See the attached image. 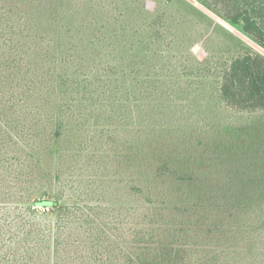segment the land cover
Listing matches in <instances>:
<instances>
[{"label":"trees","instance_id":"trees-1","mask_svg":"<svg viewBox=\"0 0 264 264\" xmlns=\"http://www.w3.org/2000/svg\"><path fill=\"white\" fill-rule=\"evenodd\" d=\"M197 1L226 23L242 27L264 49V0ZM25 29L19 33L30 35L32 29ZM16 34L15 27L9 26L0 32V70L4 71L0 75V264H224L218 254L207 260L209 250L190 247L207 245L220 239L223 232L217 222L219 209L179 205L185 201L195 205L196 196L207 197L200 194L198 171L189 167L190 158L166 157L160 162L158 173L170 175L179 186L177 196L171 194L179 211L170 224L193 216L199 219L192 220L194 223L211 225L208 231L164 227L161 200L154 199L139 183H145L140 178L142 171L148 172L141 160L146 159L144 166L150 165V149L159 148L157 138L161 135L157 129L144 128L146 123L134 133L112 131L113 124L130 123L133 116L131 108L122 110L127 104L120 99H106L116 101L113 111L121 109L110 116L113 111L102 98L114 97L119 89L103 79L109 74H99L98 70L83 73L69 58L58 64L52 44L16 45L12 39ZM134 74L124 72L120 78L128 82ZM214 75L221 103L246 118L233 122V142L221 137L207 139L216 151L232 156L226 159L229 167L225 171L233 162L235 176L252 187L238 189L230 199L236 202L239 198L246 204L257 199L256 207L227 213L226 218L239 220L252 212L264 213V54L249 51L235 56L221 64ZM159 82V78L147 79L144 84L152 86L133 89L127 97L131 94L139 100L143 93L156 99L165 97L157 96L165 92ZM92 117L103 122L96 118L98 130L85 135L82 126L90 125ZM161 139L162 149L171 147L172 151L168 140ZM102 142L106 143L103 148L99 146ZM205 142L203 139L198 145ZM98 149L106 153L99 154ZM245 153H257L260 158L238 157ZM123 159L126 168L122 167ZM199 161L212 160L197 159L195 164ZM212 167L224 168L225 164ZM259 178L263 179L261 186L250 182ZM121 181L130 195L141 197L144 206L112 203L120 199L116 183ZM189 191L193 195L185 199ZM209 201L219 203L220 197ZM49 210L56 211L54 220L46 219Z\"/></svg>","mask_w":264,"mask_h":264},{"label":"rangeland","instance_id":"rangeland-1","mask_svg":"<svg viewBox=\"0 0 264 264\" xmlns=\"http://www.w3.org/2000/svg\"><path fill=\"white\" fill-rule=\"evenodd\" d=\"M4 26L15 27L17 34L12 38L13 44H52L58 64L69 58L80 65L83 73L94 70L99 74L108 73L103 79L111 80L119 92L114 97L102 99H120L127 104L122 110L131 108L129 113L133 116L130 123L113 124L112 131L134 133L143 127L159 131L160 145L158 149H150V165L144 166L147 161L141 160L149 173L143 170L140 178L145 183H139L152 193L154 199L161 200L160 205L165 211L164 227L211 230V225L194 223L192 220L199 219L193 216L170 224L171 217L179 211L171 194L174 192L177 196L179 186H175L170 175L158 173L160 162L166 157L181 158V161L184 157L190 158L189 167L198 171L196 180L198 188L202 189L200 194H207V197L196 196L195 205L191 201L179 205L208 206L216 212L219 209L217 222L223 230L218 236L220 239L207 245L191 244L190 247L209 250L205 255L207 260L218 254L224 264H264V213L254 215L252 212L248 218L239 220L226 218L229 211L256 207L257 199H249L251 204L239 198L236 202L230 199L238 189L245 191L252 187L235 176L233 162L230 170L225 171L229 167L226 159L232 156L216 151L207 140L221 137L233 142L236 131L233 122L246 120L221 103L218 77L214 75L221 64L235 56L249 51L264 54V49L245 34L242 27L226 23L197 0H0V32ZM25 28L32 29L30 35L19 33L26 31ZM108 68H115L116 72H108ZM124 72L135 74L125 82L120 78ZM3 73V69L0 70V75ZM153 78H159L160 90L167 92L160 91L157 96L165 97L156 99L144 93L139 100L132 99L131 94L127 97L133 89L152 86L144 82ZM114 102L106 100L108 110L113 111ZM137 104H140L139 109ZM119 111L121 109L109 114L116 116ZM96 118L103 122L100 117H92L90 125L82 126L83 134L98 130ZM142 123L147 125L141 127ZM161 138L168 140L172 151L171 147L162 149ZM203 139L206 142L200 147L198 143ZM99 146L103 148L106 143H99ZM96 152L106 153L101 149ZM245 154L238 157L260 158L257 153ZM206 158L212 161L195 164L197 159ZM222 162L224 168L212 167ZM122 167L126 168L125 159ZM259 181L263 179L250 180L261 186ZM116 187L120 199H115L113 204L144 206L141 197L130 195L124 181L116 183ZM209 189L213 192L207 193ZM261 191L260 188L257 192ZM192 195L189 191L185 199ZM213 196H219L220 202L209 201ZM53 211L45 216L46 219L56 218V211ZM115 244L121 243L116 241Z\"/></svg>","mask_w":264,"mask_h":264}]
</instances>
